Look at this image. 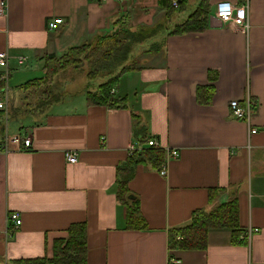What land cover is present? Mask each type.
I'll list each match as a JSON object with an SVG mask.
<instances>
[{
  "label": "crops",
  "instance_id": "1",
  "mask_svg": "<svg viewBox=\"0 0 264 264\" xmlns=\"http://www.w3.org/2000/svg\"><path fill=\"white\" fill-rule=\"evenodd\" d=\"M220 1L247 4L249 28L221 23ZM6 2L0 52L9 59L0 75L8 81H0L6 108L0 117L19 125L12 133L5 128L0 144L22 135L31 147L0 150V264L51 260L76 225L84 226L77 264H264V0H185L169 17L160 0ZM202 5L205 31L170 35ZM58 18L63 23L49 31ZM158 26L143 47L157 43L159 51L145 54L140 70L125 74L113 92L127 98L129 109L88 106L87 80L78 77L53 89L59 102L34 111L25 84L45 76L47 57L122 29ZM76 84L82 85L72 89ZM248 97L257 103L250 126L231 107L232 101L245 106ZM132 113L140 115L147 138L134 137ZM148 141L165 159L161 169L137 166L129 200L137 203L143 228H130L127 207L117 199L119 167L132 145L144 150ZM173 150L176 159L167 155ZM68 151L77 156L73 165ZM224 205L236 207L239 234L214 229L203 250L170 248L174 232L190 227L196 212ZM12 213L21 219L17 229L8 221ZM251 228L259 233L248 239Z\"/></svg>",
  "mask_w": 264,
  "mask_h": 264
},
{
  "label": "trees",
  "instance_id": "2",
  "mask_svg": "<svg viewBox=\"0 0 264 264\" xmlns=\"http://www.w3.org/2000/svg\"><path fill=\"white\" fill-rule=\"evenodd\" d=\"M173 1L160 0V6L167 10V17L176 11ZM183 4H185V0H179V6ZM207 10L208 7L202 5L187 21L176 26L170 35H185L205 31L208 24ZM162 27L158 26L152 31L139 32L122 29L116 34L97 37L94 45L87 43L72 48L60 58L47 57L44 66L45 76L25 84V90H29L30 104L35 105L33 106L35 107L34 111H43L62 99L61 94H57L51 89L50 84L53 76L65 72L67 68L77 69L83 66L87 68L85 77L88 89L85 93V99L88 106H105L111 110L129 109L127 98L116 97L113 92L118 88L120 80L125 74L140 70L141 61L136 59L134 48L139 45L143 46L147 41L154 38ZM155 44L146 52L150 54L158 52L160 44ZM48 77L49 81H47ZM0 116H3V112H0ZM132 116L135 122L134 137L145 136L144 138H147L145 129L141 125L140 115L132 113ZM164 159L165 152L162 149L149 146L144 150L136 151L122 167H119L117 199L127 207L130 228H143L142 224L138 226L136 223V221L143 223L140 218H137L139 213L137 203L129 200L131 194L129 183L134 177L135 170L140 164H152L154 168L161 169ZM237 217V209L233 205L221 206L209 214L203 211L196 212L190 227L174 232L169 241L170 248L203 250L206 248L208 232L214 229L236 228L234 233L239 234ZM69 232L71 233L70 241L62 249V243H57L51 260H35L22 264H77L81 262L83 254L80 250L84 244V226L76 225L71 227ZM179 238L181 239L179 240Z\"/></svg>",
  "mask_w": 264,
  "mask_h": 264
},
{
  "label": "built area",
  "instance_id": "3",
  "mask_svg": "<svg viewBox=\"0 0 264 264\" xmlns=\"http://www.w3.org/2000/svg\"><path fill=\"white\" fill-rule=\"evenodd\" d=\"M95 1H105V0H95ZM116 2H123V0H113ZM173 6L175 8L179 7V0L173 1ZM7 10V2L6 0H0V17H4L6 15ZM216 18L224 24L233 23L239 27L244 29L249 28L250 23V14H249V6L246 4L242 7L236 8L232 3L226 1H220L216 5ZM63 23L62 19H53L48 23L49 31H55L58 27ZM8 55L6 52H0V68L5 69L7 67L8 62ZM22 62V59L20 63ZM0 81L6 82L8 81V74L5 73L4 75H0ZM231 107L234 111L235 116L241 120L242 122L251 125L254 112L257 108V103L252 100V98L248 97L246 100V105L241 106L238 101H232ZM5 104L0 102V110H5ZM257 131L253 130L252 133L255 134ZM13 145L20 150V147L24 150H28L31 147V140L26 138L22 135H16L10 138L6 143L0 144L1 151H7L8 146ZM149 146L151 147H158V144L155 141H150ZM137 149L132 145L129 149L130 155H133ZM167 155L174 159L179 157V153L177 151H167ZM66 162L69 164H75L77 162V156L73 152H66L65 153ZM167 166H164L161 170L162 175L166 174ZM8 221L11 223V226L15 229L21 226V219L17 213H12L8 217ZM259 233V229L251 228L247 231L246 236L248 239H252V237Z\"/></svg>",
  "mask_w": 264,
  "mask_h": 264
},
{
  "label": "rangeland",
  "instance_id": "4",
  "mask_svg": "<svg viewBox=\"0 0 264 264\" xmlns=\"http://www.w3.org/2000/svg\"><path fill=\"white\" fill-rule=\"evenodd\" d=\"M94 43H92V45H94ZM148 48L149 47H146L145 48V47L140 46V45L139 46H136L134 48L135 55H136V59H139L141 61L144 58V55L147 54L146 50ZM141 63H142V61H141ZM86 70H87L86 66L79 67L77 69H74L72 67L71 68H67L65 72L60 73V74L52 77L51 84H50L51 85V89H56L59 84L64 85V86L65 85L68 86L69 85V82L72 79H76L78 77H85ZM47 81H49V77L47 78ZM81 85L82 84H80V85H78V84L73 85L72 89L74 87H80ZM48 86H49V83H48ZM1 119L2 118L0 117V121H1ZM8 119L7 120H5V118L2 119V123L3 124L0 122V134H3V131L5 130V128H6L7 131H9L10 133H12L14 127L19 125V123H17V122L14 121V117H8Z\"/></svg>",
  "mask_w": 264,
  "mask_h": 264
}]
</instances>
